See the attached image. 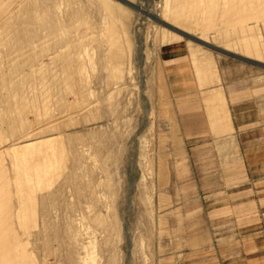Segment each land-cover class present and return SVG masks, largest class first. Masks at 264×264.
<instances>
[{
	"label": "rangeland",
	"instance_id": "1",
	"mask_svg": "<svg viewBox=\"0 0 264 264\" xmlns=\"http://www.w3.org/2000/svg\"><path fill=\"white\" fill-rule=\"evenodd\" d=\"M243 226L264 0H0V264H248Z\"/></svg>",
	"mask_w": 264,
	"mask_h": 264
},
{
	"label": "crops",
	"instance_id": "2",
	"mask_svg": "<svg viewBox=\"0 0 264 264\" xmlns=\"http://www.w3.org/2000/svg\"><path fill=\"white\" fill-rule=\"evenodd\" d=\"M255 218H252V221H254ZM242 228V231L240 234V237H241V241H240V244L239 245H236L238 246L240 249L238 250L239 253H242V254H249L250 256L252 255H256L258 257H249L250 260L244 257H240V258H237L238 260L240 261H237V262H245V261H248V264H264V257H262L261 255H257L256 253H260L262 254L263 251H264V240L261 236V233L260 231H246L245 229L246 226H243L241 227ZM248 230V229H247ZM235 246V245H233ZM219 252H220V249H219ZM228 252V251H227ZM225 258L221 259V260H218L217 262H214V264H227L226 262L224 263V260Z\"/></svg>",
	"mask_w": 264,
	"mask_h": 264
},
{
	"label": "bare ground",
	"instance_id": "3",
	"mask_svg": "<svg viewBox=\"0 0 264 264\" xmlns=\"http://www.w3.org/2000/svg\"><path fill=\"white\" fill-rule=\"evenodd\" d=\"M155 19H157V18H155ZM159 21H160V20H159ZM159 21H158V22H159ZM161 21H162V20H161ZM200 41H201V40H200ZM205 43H206V42H205Z\"/></svg>",
	"mask_w": 264,
	"mask_h": 264
}]
</instances>
